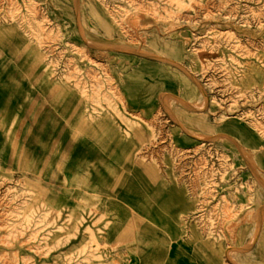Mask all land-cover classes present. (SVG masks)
I'll use <instances>...</instances> for the list:
<instances>
[{
  "label": "crops",
  "instance_id": "crops-1",
  "mask_svg": "<svg viewBox=\"0 0 264 264\" xmlns=\"http://www.w3.org/2000/svg\"><path fill=\"white\" fill-rule=\"evenodd\" d=\"M27 45L17 27L0 23V256L21 247L20 239H4L5 212L15 214L22 204L20 198L21 204L5 207L13 199L4 180L20 178L36 192L30 205L42 224L32 226L40 230L35 246L62 244L37 264H227L229 248L235 251L231 264L260 263L264 245L257 239L245 248L239 225L233 236L238 247L224 242L213 225L204 233L196 227L192 194L174 175L177 163L163 158L162 147L148 145L145 125L132 123L171 112L170 101L179 106L189 104L185 98L195 100V85L187 90L166 67L173 64L149 58L141 48L108 50L116 56L112 72L122 99L109 101L116 113L49 80L33 59L43 53ZM180 51L167 55L187 69L190 60ZM196 126L211 131L210 123ZM177 129V147L200 141ZM0 264L9 263L0 257Z\"/></svg>",
  "mask_w": 264,
  "mask_h": 264
},
{
  "label": "rangeland",
  "instance_id": "rangeland-1",
  "mask_svg": "<svg viewBox=\"0 0 264 264\" xmlns=\"http://www.w3.org/2000/svg\"><path fill=\"white\" fill-rule=\"evenodd\" d=\"M0 23L17 27L27 47L43 53L33 59L49 80L116 113L109 103L122 101L112 72L116 56L102 47L141 48L149 58L160 56L174 64L167 54L179 47L204 96L183 71L166 65L187 90L194 87L195 100L185 98L189 104L179 106L170 101L171 112L163 109L148 121L132 123L145 125L148 145L162 147L163 158L177 163L174 175L192 194L197 212L192 220L201 232L213 225L224 242L238 247L233 236L239 225L243 240L248 239L245 248L257 239L264 245V0H0ZM182 113L191 120L181 118ZM194 121L210 123L211 131H199L189 124ZM179 122L200 139L191 148L172 140L177 125L183 129ZM4 184L13 199L5 207L22 202L15 214L5 212L4 239L22 242L12 255L0 257L9 264H37V258H47L62 244L35 246L40 230L32 226L42 224L35 222L30 205L36 192L20 178ZM228 251L227 264L236 263L235 251ZM255 264H264V254Z\"/></svg>",
  "mask_w": 264,
  "mask_h": 264
},
{
  "label": "bare ground",
  "instance_id": "bare-ground-1",
  "mask_svg": "<svg viewBox=\"0 0 264 264\" xmlns=\"http://www.w3.org/2000/svg\"><path fill=\"white\" fill-rule=\"evenodd\" d=\"M77 7V6H76ZM82 34V33H81ZM97 49H99V48H97ZM102 49H108V50H114V48L112 47V48H105V47H102ZM101 49V50H102ZM115 50H117V49H115ZM143 55H148L147 53L146 54H144L143 53ZM157 59H160V60H164V61H166V62H168L169 64H173L174 66H177V67H179L183 72H184V74L187 76V77H189L192 81H193V83H194V85L197 87V89H198V91L204 96V94H203V91H202V87L200 86V84L197 82V80H195V78L191 75V73L187 70V69H184L183 67H181V66H179L178 64H174V62H172L170 59H166V58H163V57H160V56H155ZM154 59V58H153ZM179 126V125H178ZM180 127V126H179ZM183 130V129H182Z\"/></svg>",
  "mask_w": 264,
  "mask_h": 264
},
{
  "label": "built area",
  "instance_id": "built-area-1",
  "mask_svg": "<svg viewBox=\"0 0 264 264\" xmlns=\"http://www.w3.org/2000/svg\"><path fill=\"white\" fill-rule=\"evenodd\" d=\"M206 162H207L206 164L209 165V166L211 167V165H212V163H213L212 160L209 158Z\"/></svg>",
  "mask_w": 264,
  "mask_h": 264
}]
</instances>
